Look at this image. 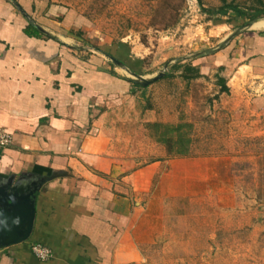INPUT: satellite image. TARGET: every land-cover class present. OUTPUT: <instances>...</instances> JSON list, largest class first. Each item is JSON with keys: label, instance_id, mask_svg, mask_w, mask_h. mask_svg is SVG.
<instances>
[{"label": "rangeland", "instance_id": "rangeland-1", "mask_svg": "<svg viewBox=\"0 0 264 264\" xmlns=\"http://www.w3.org/2000/svg\"><path fill=\"white\" fill-rule=\"evenodd\" d=\"M66 2L89 26L79 33L88 54L135 57L139 76L164 74L149 85L130 77L141 84L133 93L141 114L138 126L120 129L122 154L141 167L162 164L135 228L149 263L264 264V118L255 101L264 64L251 79L234 62L251 18L264 20V0ZM178 61L199 76L186 80Z\"/></svg>", "mask_w": 264, "mask_h": 264}, {"label": "crops", "instance_id": "crops-1", "mask_svg": "<svg viewBox=\"0 0 264 264\" xmlns=\"http://www.w3.org/2000/svg\"><path fill=\"white\" fill-rule=\"evenodd\" d=\"M80 15L66 0H0V130L12 136L0 146V194L38 189L30 239L2 246L0 227V264H150L135 228L162 164L141 167L120 146V129L141 114L130 73L144 69L135 57L118 65L88 54ZM240 37L234 62L252 79L264 64V20ZM35 244L51 260L40 261Z\"/></svg>", "mask_w": 264, "mask_h": 264}, {"label": "water", "instance_id": "water-1", "mask_svg": "<svg viewBox=\"0 0 264 264\" xmlns=\"http://www.w3.org/2000/svg\"><path fill=\"white\" fill-rule=\"evenodd\" d=\"M111 59L114 63L120 65V62L115 58L111 57ZM168 66L169 64L166 65V67ZM130 74L136 80H140L144 85H149L164 76L161 73L153 77L152 80H146L137 74ZM37 190L35 188L24 196H17V192L9 195L8 193L0 194V227L4 241L1 244L2 246H11L30 239L36 214L34 194Z\"/></svg>", "mask_w": 264, "mask_h": 264}, {"label": "trees", "instance_id": "trees-1", "mask_svg": "<svg viewBox=\"0 0 264 264\" xmlns=\"http://www.w3.org/2000/svg\"><path fill=\"white\" fill-rule=\"evenodd\" d=\"M200 4H202V0H198ZM228 9H238L236 8L235 6H232V5H225L224 7H222V10H228ZM258 20H261L260 17H254V18H251L250 22H256ZM221 49H224L223 47ZM174 69L175 70H184L185 72V76L184 78L186 80H192L194 78H197L199 76V72L197 70V68L195 66H193L192 64L191 65H188V66H183L182 64V61H178V63L176 64V66H174ZM113 75H115L117 77V74L112 72ZM133 87L135 88H139L140 87V84L137 83V82H134V81H129ZM220 84H222V88L224 89V92H229V88L226 86V82H225V79H220Z\"/></svg>", "mask_w": 264, "mask_h": 264}, {"label": "built area", "instance_id": "built-area-1", "mask_svg": "<svg viewBox=\"0 0 264 264\" xmlns=\"http://www.w3.org/2000/svg\"><path fill=\"white\" fill-rule=\"evenodd\" d=\"M12 143V136L3 130H0V146H9ZM33 254L42 262L51 260L52 250L39 244L32 247Z\"/></svg>", "mask_w": 264, "mask_h": 264}, {"label": "bare ground", "instance_id": "bare-ground-1", "mask_svg": "<svg viewBox=\"0 0 264 264\" xmlns=\"http://www.w3.org/2000/svg\"><path fill=\"white\" fill-rule=\"evenodd\" d=\"M150 79V78H149Z\"/></svg>", "mask_w": 264, "mask_h": 264}]
</instances>
